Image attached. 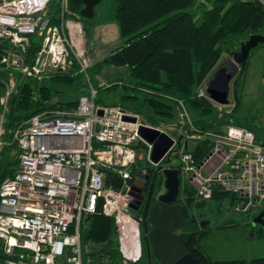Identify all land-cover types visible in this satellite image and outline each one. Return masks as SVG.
I'll use <instances>...</instances> for the list:
<instances>
[{
	"label": "built area",
	"instance_id": "built-area-1",
	"mask_svg": "<svg viewBox=\"0 0 264 264\" xmlns=\"http://www.w3.org/2000/svg\"><path fill=\"white\" fill-rule=\"evenodd\" d=\"M258 1L264 5V0ZM51 2L0 0V71L9 73L8 79L0 78V164L6 149L13 162L12 176L0 185V243L5 255L0 264L139 261L141 234L130 206L138 175L133 171L147 175L146 168H139L143 160L161 167L160 172L172 160L181 188L195 191L200 204L209 203L215 194H228L233 197L221 204L230 200L235 213L264 211V143L254 132L235 125L218 133L203 130L192 122L184 102L172 97L178 137L120 105L99 104V90L113 84L99 76L94 84L82 23L68 11V0H60L59 22L53 24ZM74 29L80 35L78 44ZM36 36L38 44L33 43ZM74 71L87 84V94L76 107L46 110L8 128L10 99L18 91L19 78L42 82L53 74L75 75ZM207 88L205 83L201 97L209 98ZM141 127L173 141L159 164L152 160L153 145L140 135ZM199 143L208 150L200 164L194 156ZM108 171L121 180L118 189L106 186ZM98 212L113 219L122 260L111 257L107 243L83 242L86 218Z\"/></svg>",
	"mask_w": 264,
	"mask_h": 264
},
{
	"label": "trees",
	"instance_id": "trees-1",
	"mask_svg": "<svg viewBox=\"0 0 264 264\" xmlns=\"http://www.w3.org/2000/svg\"><path fill=\"white\" fill-rule=\"evenodd\" d=\"M113 1L115 10L112 19L118 26L122 44L101 62L92 66L89 72L96 86V79L102 75L105 68L123 69L125 74L121 75V80L109 81L113 84L109 89L99 90L98 103L108 106L120 105L124 110L136 113L143 120L158 126L178 121L175 103L169 99L172 97L184 102L192 122L203 130L218 133L225 126L235 125L252 131V125L243 122L239 115L250 58L239 67V72L233 79L232 94L235 105L231 111L220 109L208 97H201L199 94L204 84L209 83L216 71L222 67L220 62L224 55L232 56L234 52L232 50L236 49L232 47L234 41H239L241 45V40L245 37L264 35V5L260 1ZM83 7V0H68V11L76 16L74 19L82 23L86 31L85 23L91 24L98 16L95 12L94 19L83 18L80 15ZM60 9L59 6V11ZM58 22V17H53L52 23ZM262 46L264 45L258 48ZM76 72L74 71V74ZM47 80L58 85L75 86L82 94L65 102H55L50 87L41 86L32 79L19 78L18 91L10 99L8 128H13L17 122L32 118L46 110L74 108L81 96L87 94L86 80L80 73L53 74ZM141 88H146L153 94H141L139 93ZM113 92H118L120 103L105 104L103 95ZM2 93L3 86L0 84V97ZM257 140L259 141L258 137ZM195 148L194 156L200 163L208 150L200 143ZM8 154L9 149H6L0 164V185L6 178L12 176L9 168L13 162L8 159ZM165 163L166 167L175 169L176 165L172 160ZM160 168H157L156 172L150 168L146 169L149 174L156 176L162 174ZM133 172L137 175L139 170L135 169ZM163 177L160 185L164 182ZM106 186L118 189L121 180L108 171ZM181 192L185 198L181 205L183 214L186 219L192 221L190 228L185 230L191 234L188 252L202 264H248L245 260H215L207 253L202 245L206 233L201 234L191 229L197 223L195 210L202 204L196 201L195 191L181 188ZM229 197L233 196L215 194L212 201L216 202L218 208V205ZM257 238L264 239V229L261 226L257 231ZM82 240L83 242L92 240L98 244L107 243L111 257L122 260L114 221L100 212L86 218ZM4 258L0 243V260ZM146 260L147 258L141 263L146 264ZM122 264L125 262L122 261ZM249 264H264V258L254 259Z\"/></svg>",
	"mask_w": 264,
	"mask_h": 264
},
{
	"label": "rangeland",
	"instance_id": "rangeland-1",
	"mask_svg": "<svg viewBox=\"0 0 264 264\" xmlns=\"http://www.w3.org/2000/svg\"><path fill=\"white\" fill-rule=\"evenodd\" d=\"M59 6V0H52L49 10L53 17L59 16ZM114 10L115 3L113 0H103V2L95 9L98 17L94 20V22L110 18L114 15ZM69 18L73 19L71 17H68V19ZM85 24L86 30L91 31L92 24ZM90 33H92V31ZM73 34L74 36L76 34L79 35L76 29H74ZM249 38L245 37L244 40H241V43L245 42ZM233 43L234 44L232 47L236 49L241 47L239 41H234ZM117 47L118 44L113 48V50ZM236 49L231 50L235 51ZM231 60H233L232 56L230 54H225L223 60L220 62V65L224 67L228 65ZM249 63L250 67L246 76L244 98L239 115L241 116L243 122L252 125V131L258 137L259 141L264 143V46L254 49L251 52ZM118 76L119 75L116 77ZM8 77V72L3 70L0 71V78L8 79ZM99 77H102L107 81H109L108 79L113 80L115 78L113 76L107 77L105 75H100ZM233 81L231 82V93L229 96L231 108H227V110H231L235 105L232 94ZM38 83L41 86H48L52 89V98L55 102H65L69 99H75L77 98L76 96L82 94L81 91L78 92V88L75 86L69 87L61 84L58 85L48 80H43L42 82ZM139 93L143 94L145 92L139 91ZM119 101L118 92L103 95V102L105 104H119ZM253 122L255 123L253 124ZM175 124H177V121H172L165 125H161H164L162 127L166 128L165 130L170 133H168L169 135L172 134L178 137L181 134L178 132V130L173 128V125ZM139 168L141 170L150 168L155 172L157 170V167L150 165L148 162H146V160L141 161ZM160 176L161 177H158L157 179V188L161 184L160 182L163 175L160 174ZM140 178L141 180L143 179L142 177ZM164 180L165 179L163 177V181ZM140 183H142V181H137L136 184L139 185ZM162 185H164V182ZM195 212L197 215V223L191 227V229L201 234L206 233V238L202 241V245L213 259L220 261L245 260L249 264L254 259L264 258V239L259 240L257 238V231L260 229V226L253 223V220H256L261 214H263L264 211L254 215L235 213L230 209L229 200L228 202H225L224 205H222L221 211H218L216 202L210 201L209 203L207 202L197 207ZM204 222H209V224L202 227L201 224ZM140 261L141 259L135 263L130 262L129 264H137Z\"/></svg>",
	"mask_w": 264,
	"mask_h": 264
},
{
	"label": "water",
	"instance_id": "water-1",
	"mask_svg": "<svg viewBox=\"0 0 264 264\" xmlns=\"http://www.w3.org/2000/svg\"><path fill=\"white\" fill-rule=\"evenodd\" d=\"M102 2L103 0H83L84 8L80 15L88 20L94 19L95 9ZM38 42L39 37H34L33 43L38 44ZM261 45H264V35H251L248 40L241 43V47L232 53L233 60L228 65L219 68L209 81L207 93L210 100L220 106L230 105L231 82L238 72V68L245 64L250 58L251 52ZM32 50L33 47L29 49V53ZM140 135L148 142L155 143L152 160L159 164L171 149L173 141L167 135L145 127L140 128ZM167 162L169 161L167 160ZM162 174L165 178L166 193L159 197L158 203L152 206L149 211L150 220L154 226L150 232L146 229L145 234L149 253L152 252V256L158 264H202L187 249L191 241V234L183 231L192 225V221L185 218L182 208L176 203L181 192L179 171L166 168ZM141 175L142 173L139 172L136 181L143 182L144 178H147V176H143L141 180ZM221 207L222 204H219L218 211ZM263 215L254 219L253 223L264 229ZM208 224L209 222H204L201 226L204 227ZM149 259H151V254Z\"/></svg>",
	"mask_w": 264,
	"mask_h": 264
},
{
	"label": "flooded vegetation",
	"instance_id": "flooded-vegetation-1",
	"mask_svg": "<svg viewBox=\"0 0 264 264\" xmlns=\"http://www.w3.org/2000/svg\"><path fill=\"white\" fill-rule=\"evenodd\" d=\"M158 177H161L160 174L155 176L154 174H149L147 172V178H144L142 183L136 185L131 193L132 200L130 211L132 212V216L139 222L141 234L142 255L140 259L142 261L147 258L146 264H158V262L153 258L152 252L149 253L150 251L148 249L146 238H143V235L145 236L146 234V229L150 232L154 228L149 216L150 209L158 203L159 197L166 193L165 189H163L161 185L158 186V188L156 187ZM176 203L181 207L182 192H180ZM183 232H185V230ZM150 254L151 259H149Z\"/></svg>",
	"mask_w": 264,
	"mask_h": 264
},
{
	"label": "crops",
	"instance_id": "crops-1",
	"mask_svg": "<svg viewBox=\"0 0 264 264\" xmlns=\"http://www.w3.org/2000/svg\"><path fill=\"white\" fill-rule=\"evenodd\" d=\"M91 24H92V29H91L92 33H90L91 32L90 30H86V31L84 29L83 30L85 31L86 51L88 54V58L90 59L91 63L94 66L97 63L101 62L105 57L110 55L112 52H114L122 44V42L119 38L118 26L112 19V16L107 19H102L98 22L93 21ZM117 44L118 47L113 50V48ZM105 69L103 70L102 75H105L107 77L110 76L115 77L113 80L108 79L109 81L121 80V75L123 76L125 74V71L123 69H115V68H109L106 70ZM117 75L119 76L116 77ZM138 264H142V263H138Z\"/></svg>",
	"mask_w": 264,
	"mask_h": 264
},
{
	"label": "bare ground",
	"instance_id": "bare-ground-1",
	"mask_svg": "<svg viewBox=\"0 0 264 264\" xmlns=\"http://www.w3.org/2000/svg\"><path fill=\"white\" fill-rule=\"evenodd\" d=\"M84 8V7H83ZM82 11V10H81ZM75 41H76V44H78L79 43V35H75ZM233 66V65H232ZM139 91L140 92H147V90H146V88H141V89H139ZM99 98V97H98ZM97 102H98V99H97ZM100 104V103H99ZM150 143V142H149ZM150 144H152L153 145V152H154V148H155V143H150ZM202 162V161H201ZM200 162V163H201ZM198 163V162H197ZM199 163V164H200ZM143 176H147V175H143ZM165 179V178H164ZM165 181V180H164ZM215 196V195H214ZM214 198V197H213Z\"/></svg>",
	"mask_w": 264,
	"mask_h": 264
}]
</instances>
